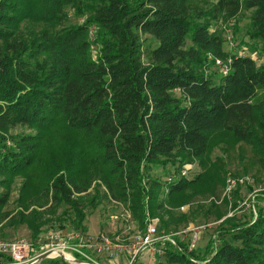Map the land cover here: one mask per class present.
Masks as SVG:
<instances>
[{"label":"trees","instance_id":"16d2710c","mask_svg":"<svg viewBox=\"0 0 264 264\" xmlns=\"http://www.w3.org/2000/svg\"><path fill=\"white\" fill-rule=\"evenodd\" d=\"M244 10L250 52L264 55V0H0V238L88 235L107 199L171 235L155 264H264V205L205 246L177 234L200 212L228 214L201 201L229 174L264 172V63L226 52L221 26ZM229 56L224 75L216 60Z\"/></svg>","mask_w":264,"mask_h":264},{"label":"rangeland","instance_id":"374dc122","mask_svg":"<svg viewBox=\"0 0 264 264\" xmlns=\"http://www.w3.org/2000/svg\"><path fill=\"white\" fill-rule=\"evenodd\" d=\"M251 14H252L251 11L244 10L237 17L232 18L227 22L221 23V26L226 31V35L228 39L224 49L226 50V52L230 54L238 53L240 51H246L248 54L253 55V57L257 60V63L260 65L264 63V55H261L260 53H251L250 48L248 46V44L251 43L249 37L247 36V31L250 27V22H251ZM145 39H148V36L145 37ZM241 40L244 41L245 45L240 44ZM145 42L148 43L149 40H145ZM229 58L230 56L227 59L221 58V60L226 62ZM215 70H217L216 76L220 77L221 72H219L218 69ZM251 156L252 155L250 152L248 153V155H245L246 160L248 158H251ZM231 160H233L230 165L231 170L232 171L241 170V164L238 159L237 153L233 154ZM193 169H195V166ZM257 170L258 169L255 168L253 171L249 173L229 174L227 176V179L229 176H234V177L249 176L251 181L237 182V185L232 189L231 194L228 197L225 196L221 202L217 201L220 198L213 199V198H217L216 196L215 197L210 196L207 199L201 201V204L205 206L214 203L216 205H222L225 203L228 214L223 219L217 221L214 218L215 216H212L209 220H206L203 213L200 212L196 214L197 218L194 222L193 221L190 222L189 225L182 232H179L177 234L184 235L182 237L186 239H188L189 236L192 234L193 236L192 240H194L196 237L195 239L196 248L200 245L205 246L208 243V241L211 240V238L215 237V235L213 234L215 227H217L224 219L228 217H238V216L240 217L243 214L252 215V211L246 209V207H244L245 205H242V203L245 200H247V198L251 193L256 191V189L261 186V190L258 192V196L256 199V209H258L259 211V207L264 205V172H259ZM256 174L259 175L261 180L257 181L255 177ZM227 179H226L225 187L223 188L220 197L222 196V194L224 193L225 189L228 186ZM11 207L13 209V206ZM192 208L191 206L186 205L182 207L180 210L178 209V211L182 213H187L189 212V210L191 211ZM158 222L159 219H151L148 222V224L154 223L159 231ZM86 224L88 226V232H87L89 236V237L87 236L88 238L90 237L96 238L100 234H105L113 238L115 243H121L124 245H129L130 243H132L135 236L139 235L140 233L146 232V230L143 231L140 228L138 222L132 219L129 210L123 203L108 201L107 199L101 200L97 208L91 211V213L88 215V218L86 220ZM51 230L59 231L58 228H50V230H45L46 232L42 234L43 237L42 239H47V234ZM72 230L74 229L70 227V229H67L66 231H72ZM11 233L12 235L7 239L8 241H12L16 239L19 240L22 238L31 239L30 232L25 226H20L16 232L11 231ZM163 234L164 233H161V235ZM163 236H168V235L164 234ZM117 238H119V240L121 241H116ZM163 239L164 238H162V240L159 239L158 241L155 242L156 243L155 245L161 249L167 246V241H171L169 239H164V240ZM149 250H145L138 258L135 264H144V263L155 264L161 258L159 257L158 254H154L152 253V250L150 251ZM124 253L129 254L130 256L128 257V259L127 257L122 256L123 260H120V264H129L132 261V256L129 251H124L114 256L113 258L109 257L107 254H101V255L93 254V258L96 261L100 262V264H110L108 263V259H112V260L114 258L118 259V256L121 258V255Z\"/></svg>","mask_w":264,"mask_h":264},{"label":"built area","instance_id":"2783aa9c","mask_svg":"<svg viewBox=\"0 0 264 264\" xmlns=\"http://www.w3.org/2000/svg\"><path fill=\"white\" fill-rule=\"evenodd\" d=\"M83 20L84 19H81V22H83ZM90 32L93 37L96 32V27H92ZM216 63L224 75L229 72L231 63L230 58L226 62L217 59ZM193 168L194 165L191 169L184 168L182 170V175H189ZM245 181H251L250 177L229 176L227 179L228 186L222 196L213 199L220 198L217 201L221 202L225 196L228 197L231 194L237 182ZM260 190L261 186L251 193L247 200L242 203V205H245L244 207H246V209L252 211L254 220L259 216L258 210L256 209V199ZM87 236L88 235L79 232L64 234L60 231L53 230L47 234V239H40L39 245H35L31 239L26 238L12 241L0 239V253L11 257L12 262L10 264H32L43 256L47 258H57L62 257V254H64L70 264H88L89 262L92 264H100V262L93 258V254H107L109 257L113 258L124 251H129L132 256V261L129 264H135L145 250L150 249L154 254L163 253V250L155 245V242L159 239H169L172 243H175L169 235L163 237L158 236L157 226L154 223H149L146 232L135 236L132 243L129 245L115 243L113 238L105 234H100L96 238H88L89 236ZM195 239L191 242V249L196 248ZM116 241L121 240L117 238Z\"/></svg>","mask_w":264,"mask_h":264},{"label":"crops","instance_id":"0c3cea01","mask_svg":"<svg viewBox=\"0 0 264 264\" xmlns=\"http://www.w3.org/2000/svg\"><path fill=\"white\" fill-rule=\"evenodd\" d=\"M122 256H125V257H127V259H128V257H129L130 255L124 253V254L121 255V258L118 256V259H117V258H114L113 260H112V259H108V263H110V264H120V260H123V259H122Z\"/></svg>","mask_w":264,"mask_h":264},{"label":"water","instance_id":"95a60500","mask_svg":"<svg viewBox=\"0 0 264 264\" xmlns=\"http://www.w3.org/2000/svg\"><path fill=\"white\" fill-rule=\"evenodd\" d=\"M62 257L67 261V259L65 258L64 254H62ZM46 258H47L46 256H43V257H41L37 262L32 263V264H37L38 262H40V261H42V260H44V259H46ZM77 262H80V261H77ZM88 264H92V263L89 262Z\"/></svg>","mask_w":264,"mask_h":264}]
</instances>
